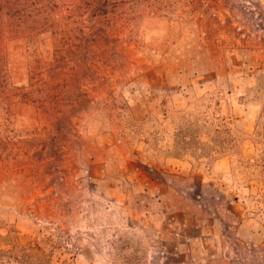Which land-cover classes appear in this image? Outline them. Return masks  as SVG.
Masks as SVG:
<instances>
[{"label": "rangeland", "instance_id": "rangeland-1", "mask_svg": "<svg viewBox=\"0 0 264 264\" xmlns=\"http://www.w3.org/2000/svg\"><path fill=\"white\" fill-rule=\"evenodd\" d=\"M104 1L98 45L97 0L0 40V255L264 264V0Z\"/></svg>", "mask_w": 264, "mask_h": 264}, {"label": "trees", "instance_id": "trees-1", "mask_svg": "<svg viewBox=\"0 0 264 264\" xmlns=\"http://www.w3.org/2000/svg\"><path fill=\"white\" fill-rule=\"evenodd\" d=\"M46 0H0V40L7 31L9 36L15 37V40H25L32 37L35 34L43 32L45 30H53L54 36L60 37L67 34L65 31V24H52L49 19L43 18L44 10L42 9V2ZM193 6L196 7V3L193 2ZM111 6L104 0H97L91 4H84V8L87 10L92 9L96 13V18L91 19L88 22H76V32H79L80 36H83L85 32H88L89 39H93L92 43L99 44L104 36L109 35V29L115 27V22L111 20L110 8ZM110 8V9H109ZM79 28V29H78ZM64 29V30H63ZM74 29V30H75ZM27 31H32L26 33ZM34 32V33H33ZM58 52V51H57ZM59 53H56L55 63H59ZM8 91L7 83V68L6 61L0 53V94L3 95ZM264 168V166H263ZM251 248V252L255 255H264V243L261 247ZM250 253V252H249ZM244 262L250 264V260L245 258ZM0 264H50L46 260H38L26 251H14L6 252L0 255Z\"/></svg>", "mask_w": 264, "mask_h": 264}]
</instances>
